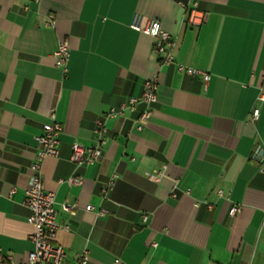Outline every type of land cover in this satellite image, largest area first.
Masks as SVG:
<instances>
[{
    "label": "crops",
    "instance_id": "crops-1",
    "mask_svg": "<svg viewBox=\"0 0 264 264\" xmlns=\"http://www.w3.org/2000/svg\"><path fill=\"white\" fill-rule=\"evenodd\" d=\"M191 1L0 0L1 253L18 262L32 249L24 189L53 109L58 154L40 173L67 262L87 248V264H264V0H197L204 20L196 26L186 23ZM135 13L174 39L172 63L130 28ZM63 39L65 71L53 56ZM148 78L157 92L143 128L135 129L142 105L105 119L100 158L75 166L72 144L91 145L96 120L139 96ZM158 170V181L146 176ZM71 175L82 182L69 184Z\"/></svg>",
    "mask_w": 264,
    "mask_h": 264
},
{
    "label": "built area",
    "instance_id": "built-area-1",
    "mask_svg": "<svg viewBox=\"0 0 264 264\" xmlns=\"http://www.w3.org/2000/svg\"><path fill=\"white\" fill-rule=\"evenodd\" d=\"M49 23L53 22V15H48ZM204 20V14L197 9V0H192L188 5V13L186 23L191 26L200 25ZM130 28L149 35L154 39V50L159 53L161 62L170 64L173 62L172 48L174 39L164 30L159 21L155 18H144L142 15L135 13L130 22ZM55 65L66 70L67 61L69 58V43L67 39L61 40L55 51L53 52ZM177 69L187 75H199L203 81L207 83L210 80V75L198 68L177 64ZM157 84L155 78H148L144 81L142 92L139 96L129 97L126 101L118 106L109 107L103 113V119H98L95 122L96 137L92 144L84 146L74 142L71 146L69 160L75 165H89L96 162L101 154L103 144V132L105 131V119L123 117L127 112L133 113L137 111L139 105L142 109L138 112L135 118V129L141 130L144 124L152 115L151 105L156 101ZM257 101H264V93H260ZM260 109L254 106L251 111V120L254 121L259 116ZM50 122L42 125V133L36 136V140L40 148L35 154L34 161L29 167V176L27 185L24 189V204L28 207L30 213L27 222L32 226L30 241L32 249L27 252L24 259L14 262L12 256L0 252V264H87L89 260V251L87 248L81 249L76 258L72 262H67L65 250L62 245L55 241L56 231L58 228L55 222L56 210L54 208V194L46 190L41 178L40 168L43 159L46 157H56L58 154V136L61 132V125L55 121L54 110L49 113ZM260 148L262 154L259 161V169L264 171V136L261 139ZM146 176L153 181H158L163 176V170H158L153 173H146ZM69 184H80L82 178L78 175H71L65 179ZM59 181H63L60 179ZM113 185V180L110 179L107 186L102 189L105 194L107 189ZM14 191V188H11ZM220 194L221 191L219 190ZM76 205H62L63 210L73 212ZM85 210H92L91 205H87ZM239 210L238 205H232L228 209L229 215H234ZM104 210L98 211L102 215ZM146 217L143 216V220ZM67 229V225L62 226ZM116 262H118L116 260ZM122 264V263H119Z\"/></svg>",
    "mask_w": 264,
    "mask_h": 264
},
{
    "label": "water",
    "instance_id": "water-1",
    "mask_svg": "<svg viewBox=\"0 0 264 264\" xmlns=\"http://www.w3.org/2000/svg\"><path fill=\"white\" fill-rule=\"evenodd\" d=\"M261 154H262V150H261V148L259 147V155L261 156Z\"/></svg>",
    "mask_w": 264,
    "mask_h": 264
}]
</instances>
